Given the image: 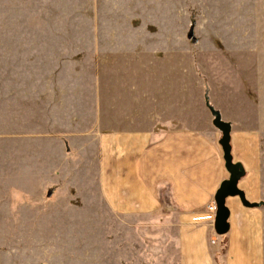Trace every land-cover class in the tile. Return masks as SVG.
Segmentation results:
<instances>
[{
    "label": "rangeland",
    "instance_id": "obj_1",
    "mask_svg": "<svg viewBox=\"0 0 264 264\" xmlns=\"http://www.w3.org/2000/svg\"><path fill=\"white\" fill-rule=\"evenodd\" d=\"M109 50L172 55L189 99L229 127L226 117L250 118L264 137V0H0V197L15 208L0 229L13 261L0 264H155L150 220L108 217L93 174L60 162L54 140L91 125L82 120ZM59 169L64 186H44Z\"/></svg>",
    "mask_w": 264,
    "mask_h": 264
},
{
    "label": "crops",
    "instance_id": "obj_2",
    "mask_svg": "<svg viewBox=\"0 0 264 264\" xmlns=\"http://www.w3.org/2000/svg\"><path fill=\"white\" fill-rule=\"evenodd\" d=\"M144 53H102L101 86H91V109L82 120L91 125L83 132L64 126L65 132L54 137L60 162L84 165L87 178L93 174L108 217L125 224L150 220L155 264H163L164 251L172 254L165 264H264L262 132L248 117L224 118L230 123L232 162L243 170L237 189L255 206L228 197L227 232L218 235L209 207L215 206V193L229 178L222 134L213 125L207 102L189 99L188 86L176 87L172 55ZM210 105L219 110L211 98ZM60 172L43 185L64 186ZM14 212L13 196L0 197V220H5L0 229L13 227ZM0 259L12 263L13 255L6 249Z\"/></svg>",
    "mask_w": 264,
    "mask_h": 264
},
{
    "label": "water",
    "instance_id": "obj_3",
    "mask_svg": "<svg viewBox=\"0 0 264 264\" xmlns=\"http://www.w3.org/2000/svg\"><path fill=\"white\" fill-rule=\"evenodd\" d=\"M214 120L213 125L221 132L222 137L220 145L223 150V158L225 168L229 173V178L221 183L214 196L215 213H214V230L218 235H223L227 232V219L229 212L225 207V200L228 197H239L242 204L246 207H254V204H249L245 201L244 195L237 189V183L243 176V170L240 165L232 162L230 154V127L227 123L220 120L219 115L211 111Z\"/></svg>",
    "mask_w": 264,
    "mask_h": 264
},
{
    "label": "built area",
    "instance_id": "obj_4",
    "mask_svg": "<svg viewBox=\"0 0 264 264\" xmlns=\"http://www.w3.org/2000/svg\"><path fill=\"white\" fill-rule=\"evenodd\" d=\"M209 211H210L211 213H215V206H214V205L210 206V207H209Z\"/></svg>",
    "mask_w": 264,
    "mask_h": 264
}]
</instances>
